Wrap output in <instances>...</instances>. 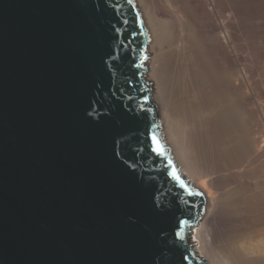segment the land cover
Segmentation results:
<instances>
[{"label": "water", "instance_id": "obj_1", "mask_svg": "<svg viewBox=\"0 0 264 264\" xmlns=\"http://www.w3.org/2000/svg\"><path fill=\"white\" fill-rule=\"evenodd\" d=\"M149 43L134 0H0V264H206Z\"/></svg>", "mask_w": 264, "mask_h": 264}, {"label": "bare ground", "instance_id": "obj_2", "mask_svg": "<svg viewBox=\"0 0 264 264\" xmlns=\"http://www.w3.org/2000/svg\"><path fill=\"white\" fill-rule=\"evenodd\" d=\"M134 1L150 35L147 80L163 142L204 200L190 242L206 264H264V65L249 69L254 28L234 0Z\"/></svg>", "mask_w": 264, "mask_h": 264}, {"label": "rangeland", "instance_id": "obj_3", "mask_svg": "<svg viewBox=\"0 0 264 264\" xmlns=\"http://www.w3.org/2000/svg\"><path fill=\"white\" fill-rule=\"evenodd\" d=\"M234 2H235V4H237V6H239L238 7V11L240 10V12H238L240 15L242 14V16L243 17H245V20L248 22L247 24V26H249L248 27V29L250 30V28L253 30V28H254V30H256L255 32H254V30H253V32L250 30V33H251V42L252 43H254L255 44V48H253V47H251V48H253L252 50L253 51H251L250 50V56H252V57H250V61H251V63H249L251 66V68H249V69H251L252 70V67H254V69L256 68L255 66L257 65V63H258V60L261 62H263V63H258V64H261V66H263L264 65V36H263V34H264V20H263V18H264V0H234ZM244 14V15H243ZM246 15V16H245ZM248 16H249V19H248ZM255 17V18H254ZM257 21H256V20ZM260 21V23H258ZM262 22V23H261ZM253 23V24H252ZM263 24V25H262ZM255 25V26H254ZM259 27V28H255V27ZM261 29V30H260ZM258 31H260L259 33H258ZM263 32V33H262ZM254 33V34H253ZM258 33V34H257ZM261 33H262V35H261ZM253 34V35H252ZM260 34V35H259ZM261 37L260 39H258L259 37ZM252 38H253V40H252ZM255 38V39H254ZM263 45H260L261 47H259V42ZM250 42V41H249ZM251 42H250V46H254V44H252L251 45ZM257 43V44H256ZM258 45V46H257ZM259 48V51H258V49L257 48ZM261 49V50H260ZM255 50V51H254ZM257 50V51H256ZM261 51V52H260ZM251 52H253L252 53V55H251ZM254 52H256V53H254ZM258 57V58H257ZM149 58V57H148ZM262 58V59H261ZM257 59V60H256ZM253 60V61H252ZM256 61H257V63H256ZM256 63V64H255ZM147 64H148V62H147ZM146 64V65H147ZM147 67H148V65H147ZM263 71H264V66H263ZM264 73V72H263ZM263 76H264V74H263Z\"/></svg>", "mask_w": 264, "mask_h": 264}, {"label": "snow or ice", "instance_id": "obj_4", "mask_svg": "<svg viewBox=\"0 0 264 264\" xmlns=\"http://www.w3.org/2000/svg\"><path fill=\"white\" fill-rule=\"evenodd\" d=\"M129 2H131V0H129ZM153 151L157 152L158 155H161V156L164 155L163 151L160 150L159 145H157V147H155V148L153 149ZM172 175H173V177H174L176 180H180V178H179L178 176H176L175 172H173ZM180 187H181V188H184V189L187 191L188 195H190V196H191V195H201V193H199V192H194V191H192L191 189H189V188L184 184L183 181H180ZM184 223L187 224V221H184ZM176 235L179 236L180 234L177 233ZM180 238L183 239L182 236H181Z\"/></svg>", "mask_w": 264, "mask_h": 264}]
</instances>
